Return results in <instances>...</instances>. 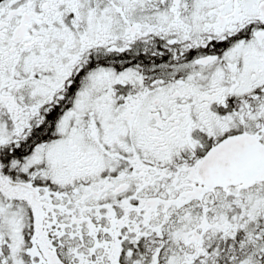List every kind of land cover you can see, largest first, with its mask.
Returning a JSON list of instances; mask_svg holds the SVG:
<instances>
[{"label": "snow or ice", "instance_id": "snow-or-ice-1", "mask_svg": "<svg viewBox=\"0 0 264 264\" xmlns=\"http://www.w3.org/2000/svg\"><path fill=\"white\" fill-rule=\"evenodd\" d=\"M0 264H264V0H0Z\"/></svg>", "mask_w": 264, "mask_h": 264}]
</instances>
